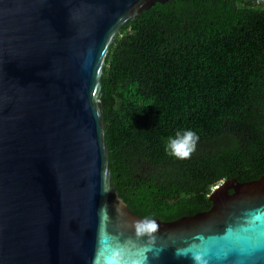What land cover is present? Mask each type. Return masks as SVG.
I'll return each mask as SVG.
<instances>
[{
    "label": "water",
    "instance_id": "water-1",
    "mask_svg": "<svg viewBox=\"0 0 264 264\" xmlns=\"http://www.w3.org/2000/svg\"><path fill=\"white\" fill-rule=\"evenodd\" d=\"M158 1L0 0V264H264V174L171 221L112 181L106 55Z\"/></svg>",
    "mask_w": 264,
    "mask_h": 264
},
{
    "label": "trees",
    "instance_id": "trees-1",
    "mask_svg": "<svg viewBox=\"0 0 264 264\" xmlns=\"http://www.w3.org/2000/svg\"><path fill=\"white\" fill-rule=\"evenodd\" d=\"M101 83L112 181L140 216L194 215L264 174V1L156 2L121 27ZM187 130L196 151L170 156Z\"/></svg>",
    "mask_w": 264,
    "mask_h": 264
},
{
    "label": "clouds",
    "instance_id": "clouds-1",
    "mask_svg": "<svg viewBox=\"0 0 264 264\" xmlns=\"http://www.w3.org/2000/svg\"><path fill=\"white\" fill-rule=\"evenodd\" d=\"M199 139L200 137L197 133L192 130H187L183 133L177 131L175 138H168L166 151L176 159H188L196 151ZM193 260L196 264H200V258L198 256H193ZM110 264H119V261L114 258Z\"/></svg>",
    "mask_w": 264,
    "mask_h": 264
},
{
    "label": "snow or ice",
    "instance_id": "snow-or-ice-1",
    "mask_svg": "<svg viewBox=\"0 0 264 264\" xmlns=\"http://www.w3.org/2000/svg\"><path fill=\"white\" fill-rule=\"evenodd\" d=\"M154 227V226H153Z\"/></svg>",
    "mask_w": 264,
    "mask_h": 264
}]
</instances>
